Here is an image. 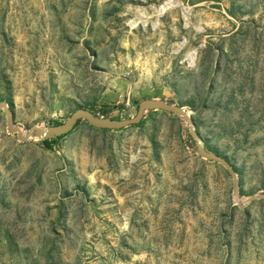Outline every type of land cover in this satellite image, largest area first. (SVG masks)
<instances>
[{"label":"rangeland","instance_id":"obj_1","mask_svg":"<svg viewBox=\"0 0 264 264\" xmlns=\"http://www.w3.org/2000/svg\"><path fill=\"white\" fill-rule=\"evenodd\" d=\"M145 100L189 113L241 199L264 193V0H0L16 127L128 120ZM53 140L0 114V264H264V199L240 207L185 119Z\"/></svg>","mask_w":264,"mask_h":264},{"label":"water","instance_id":"obj_2","mask_svg":"<svg viewBox=\"0 0 264 264\" xmlns=\"http://www.w3.org/2000/svg\"><path fill=\"white\" fill-rule=\"evenodd\" d=\"M151 111H164L173 114L179 118L186 120L189 128L190 135L195 142V150L204 159L221 164L235 182L234 195L241 199V185L238 174L234 166L228 161L226 157L219 155L218 153L210 151L206 147V143L197 130L194 119L189 113L182 107L170 104L163 100H145L138 108V112L135 117L128 120H114L111 118H102L86 109H78L65 123L59 124L54 127H34L26 135L23 134V130L16 127L14 124L12 111L8 106L0 104V114L6 113L8 119V131L10 134H18L19 139L23 142H27L32 137H36L42 141L57 139L62 136H66L71 133L77 124L85 120L87 123L96 129L102 130H120L131 126L139 125L144 119L145 115ZM264 199V193L252 195L246 201L245 204L239 203L242 209L246 208L250 203Z\"/></svg>","mask_w":264,"mask_h":264},{"label":"trees","instance_id":"obj_3","mask_svg":"<svg viewBox=\"0 0 264 264\" xmlns=\"http://www.w3.org/2000/svg\"><path fill=\"white\" fill-rule=\"evenodd\" d=\"M65 136H62V137H59L58 138V140L59 139H62V138H64ZM56 140H46V141H42L43 142V144H44V146L45 147H47V148H49V149H52V143H54ZM206 146H207V144H206ZM207 148L209 149V147L207 146ZM229 161V160H228ZM230 162V161H229ZM231 163V162H230ZM232 164V163H231ZM236 170V169H235Z\"/></svg>","mask_w":264,"mask_h":264},{"label":"bare ground","instance_id":"obj_4","mask_svg":"<svg viewBox=\"0 0 264 264\" xmlns=\"http://www.w3.org/2000/svg\"><path fill=\"white\" fill-rule=\"evenodd\" d=\"M23 134L26 135L27 133L23 131ZM236 200H237V202H239V203H243V202H246V201H247V200L245 201V200H243V199H239L238 197H236Z\"/></svg>","mask_w":264,"mask_h":264}]
</instances>
